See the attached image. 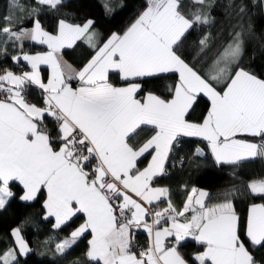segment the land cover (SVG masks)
Masks as SVG:
<instances>
[{"label": "snow or ice", "instance_id": "1", "mask_svg": "<svg viewBox=\"0 0 264 264\" xmlns=\"http://www.w3.org/2000/svg\"><path fill=\"white\" fill-rule=\"evenodd\" d=\"M35 3L56 9L62 0ZM192 3L201 7L188 14L184 0H145L124 31L104 39L93 20H61L53 34L38 18L28 17L31 29L14 30L5 17V45L32 40L47 51L11 57L30 71H0V209L16 196L15 185L22 201L43 197L56 229L83 217L57 244L62 256L88 234V264H264L255 255L264 250V202L252 203L243 221L230 192L210 205V194L193 187L177 208L169 189L154 185L186 137L199 138L204 147L195 155L207 149L218 166L264 158V79L241 66L240 32L218 47L204 35L188 58L189 37L209 23L205 0ZM10 8L25 10L19 0ZM77 42L93 50L79 68L62 54ZM42 65L51 70L46 82ZM168 74L175 80L166 96L142 95L146 79ZM28 85L42 90V104L26 99ZM244 187L264 201V178ZM161 202L167 206L160 209ZM140 229L148 236L144 247L134 244ZM12 235L17 247L0 254V264H19L17 253L30 251L21 228ZM187 238L200 246L194 253L180 251Z\"/></svg>", "mask_w": 264, "mask_h": 264}, {"label": "trees", "instance_id": "2", "mask_svg": "<svg viewBox=\"0 0 264 264\" xmlns=\"http://www.w3.org/2000/svg\"><path fill=\"white\" fill-rule=\"evenodd\" d=\"M145 0H62V4L56 9L37 5L35 0H19L25 6L24 11L18 8H10L12 0H0V28L6 26L5 17L11 16V24L14 30L30 29L33 27V19L38 18L45 31L55 34L59 22L64 20L70 24H83L87 20L94 21V29L99 38H107L113 32L124 31L135 19L144 6ZM209 7L204 12L209 17L207 25L198 26L197 30L189 37L185 54L190 59L195 55L193 44L204 35L213 38V44L219 46L228 41L235 32L241 33L244 55L241 66L258 78L264 79V0H205ZM184 11L191 14L201 6L192 3V0H184ZM244 12H240V7ZM7 47V54L2 51ZM45 47L25 43L19 45L3 43L0 37V70L17 69L24 67L17 65L11 57L21 52H43ZM93 50L84 42H77L71 49L63 50V59L73 67H81L90 59ZM211 55V53H209ZM26 69V68H25ZM47 73L42 70V76L46 80ZM175 80V76L168 74L164 78H148L144 83V93L153 92L166 96L168 89ZM28 97L34 104H42L43 95L39 89L28 85L26 87ZM203 107V104L202 106ZM200 109L195 114L198 116ZM51 127V125H50ZM184 143L175 153L167 175L158 177L154 182L157 187L169 189L173 204L180 208L187 199L193 187L205 190L210 194L208 203L222 202L224 193L230 192L229 198L234 199V206L238 215L246 221L248 210L252 203H261L259 199H253L247 195L244 185L253 179L264 178V158L257 157L242 163L239 167L218 166L214 158L205 149L206 155L197 157V148H203L204 144L196 138H183ZM150 159V157H149ZM147 160H144V165ZM16 196L11 199L3 209H0V254H4L15 247L12 232L15 228H21V235L28 243L30 251L24 256L17 255L19 264H88L85 253L88 249L90 235L85 234L71 251L62 256L57 251V244L68 238L71 231L83 222V217L69 222L60 229L54 227L52 218H45V210L42 207L43 197L36 201H21L20 186H13ZM166 202H161L159 207H166ZM134 243L147 244V235L133 232ZM200 246L193 241L186 240L182 243V253H194ZM259 260L264 258V250L255 253Z\"/></svg>", "mask_w": 264, "mask_h": 264}, {"label": "crops", "instance_id": "3", "mask_svg": "<svg viewBox=\"0 0 264 264\" xmlns=\"http://www.w3.org/2000/svg\"><path fill=\"white\" fill-rule=\"evenodd\" d=\"M59 27V26H58ZM31 29V28H30ZM26 30H28V29H26ZM58 30V29H57ZM19 42V45H23V44H25V43H30V44H33V41L32 40H22V41H18ZM22 64H23V66H25V68H26V71H30V67L29 66H27L26 65V62H21ZM41 70H45L46 71V73H47V78L50 76V74H51V70H50V68L48 67V66H46V65H42L41 66ZM41 76H42V71H41ZM42 78H43V76H42ZM47 81V79L45 80V82ZM34 87H36L37 89H39L38 88V86H36V85H33ZM40 91H41V93H43L42 92V90L41 89H39ZM187 138H190V137H187ZM191 138H195V137H191ZM196 139H199V138H196ZM200 140V139H199ZM211 154V153H210ZM254 159V158H253ZM205 191V190H204ZM248 212H249V210H248ZM45 215H46V213H45ZM53 220H54V224H55V219L54 218H52ZM163 223V222H162ZM133 232H139V233H144L145 235H147V233L146 232H144L142 229H140V230H134ZM91 239V238H90ZM186 240H189V241H193L191 238H187ZM185 240V241H186ZM184 242V241H183ZM182 242V243H183ZM194 242V241H193Z\"/></svg>", "mask_w": 264, "mask_h": 264}, {"label": "built area", "instance_id": "4", "mask_svg": "<svg viewBox=\"0 0 264 264\" xmlns=\"http://www.w3.org/2000/svg\"><path fill=\"white\" fill-rule=\"evenodd\" d=\"M8 70H11V71H13V72H15V73H17V74H19V73H21V72H23V71H26V69L24 68V67H19V68H17L16 70L15 69H8ZM0 71H3V70H0ZM31 86V85H30ZM25 95H26V99L30 102V103H33L34 104V102L31 100V98H29L28 97V94H27V92L25 91ZM42 95H43V93H42ZM160 209H162V208H164V207H159ZM147 243H148V236H147V241H146ZM137 247H141V245H139V244H137V243H134ZM147 245V244H146Z\"/></svg>", "mask_w": 264, "mask_h": 264}, {"label": "rangeland", "instance_id": "5", "mask_svg": "<svg viewBox=\"0 0 264 264\" xmlns=\"http://www.w3.org/2000/svg\"><path fill=\"white\" fill-rule=\"evenodd\" d=\"M33 45H39V46H43V47H45V51H43V52H37V53H32V52H26V54H29V55H36V54H41V53H44V52H46L47 51V46L46 45H41V44H39V43H37V42H35V41H33ZM42 71V70H41ZM31 86H33V85H31ZM34 87V86H33ZM36 88V87H35ZM37 89V88H36ZM22 201V200H21ZM26 202V201H25ZM27 202H31V201H27ZM16 229V228H15ZM12 237L14 238V244H15V237L12 235ZM15 247H17L16 245H15ZM30 249V248H29ZM17 255H19L18 253H17ZM20 257H24L25 255H19Z\"/></svg>", "mask_w": 264, "mask_h": 264}]
</instances>
